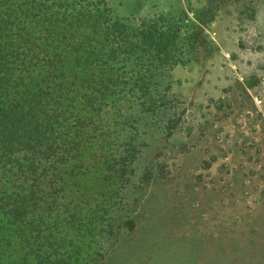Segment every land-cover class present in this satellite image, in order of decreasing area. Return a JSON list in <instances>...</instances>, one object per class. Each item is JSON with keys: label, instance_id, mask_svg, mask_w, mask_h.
<instances>
[{"label": "rangeland", "instance_id": "374dc122", "mask_svg": "<svg viewBox=\"0 0 264 264\" xmlns=\"http://www.w3.org/2000/svg\"><path fill=\"white\" fill-rule=\"evenodd\" d=\"M89 1L123 19L187 16L207 44L157 79L162 107L129 98L97 117L95 149L66 185L91 202L113 194L88 260L264 264V0ZM123 147L136 149L115 194L103 156Z\"/></svg>", "mask_w": 264, "mask_h": 264}, {"label": "trees", "instance_id": "16d2710c", "mask_svg": "<svg viewBox=\"0 0 264 264\" xmlns=\"http://www.w3.org/2000/svg\"><path fill=\"white\" fill-rule=\"evenodd\" d=\"M187 18L123 19L89 0H0V264H92L85 238L113 194L73 198L67 179L95 149L100 114L129 98L162 107L157 79L191 57L185 47L207 44L201 25H180ZM128 147L103 156L111 193L126 177Z\"/></svg>", "mask_w": 264, "mask_h": 264}]
</instances>
